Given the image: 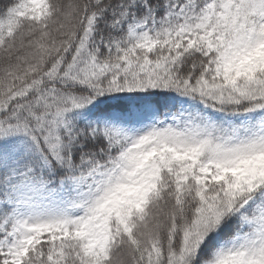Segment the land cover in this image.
Returning a JSON list of instances; mask_svg holds the SVG:
<instances>
[{
  "label": "snow or ice",
  "instance_id": "snow-or-ice-1",
  "mask_svg": "<svg viewBox=\"0 0 264 264\" xmlns=\"http://www.w3.org/2000/svg\"><path fill=\"white\" fill-rule=\"evenodd\" d=\"M0 264H264V0H0Z\"/></svg>",
  "mask_w": 264,
  "mask_h": 264
}]
</instances>
